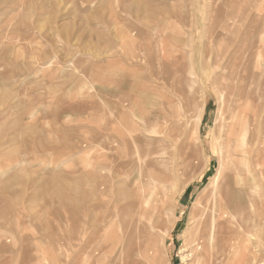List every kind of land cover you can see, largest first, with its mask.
Instances as JSON below:
<instances>
[{
  "label": "rangeland",
  "instance_id": "374dc122",
  "mask_svg": "<svg viewBox=\"0 0 264 264\" xmlns=\"http://www.w3.org/2000/svg\"><path fill=\"white\" fill-rule=\"evenodd\" d=\"M235 121H247L248 142L259 132L264 150V0H0V264H264L262 172L226 181L234 218L217 221L216 246L202 261L183 251L200 242L196 197L218 172L221 143L241 142ZM155 127V145L135 143ZM151 147L190 148L203 168L177 186L168 181L167 230L143 231L147 245L156 238L155 253L138 251L139 214L122 217L115 197L132 177L155 210L165 181ZM106 231L116 232L115 248Z\"/></svg>",
  "mask_w": 264,
  "mask_h": 264
},
{
  "label": "bare ground",
  "instance_id": "6f19581e",
  "mask_svg": "<svg viewBox=\"0 0 264 264\" xmlns=\"http://www.w3.org/2000/svg\"><path fill=\"white\" fill-rule=\"evenodd\" d=\"M246 65V64H245ZM228 90H226L227 92ZM222 95V93H221ZM220 95V96H221ZM227 95V94H226ZM231 95V94H230ZM229 96V95H228ZM229 99V98H228ZM227 99V100H228ZM220 101V99H219ZM224 103V105H222V103ZM221 102L220 104L222 105V107H227V108H230L231 105H229V102H227L223 96L221 97ZM228 103V104H227ZM220 108V109H221ZM235 109V108H234ZM246 110H247V107H246ZM227 111V110H226ZM246 112V111H245ZM220 113V111H219ZM257 113V112H256ZM225 117V115H224ZM223 117V118H224ZM222 118V119H223ZM226 118V117H225ZM225 120V119H224ZM168 121V120H166ZM169 122V121H168ZM167 122V123H168ZM155 123H158L160 124L159 121H156ZM178 122H173L171 121V123H169L170 127H169V130L170 128H172L175 124H177ZM237 121H235L234 123V128L237 129L239 131V134H242V137H241V142L239 144H237L235 147L230 146L229 144V149L228 147L226 148L225 146V143H228L229 140L227 139L225 142H222L221 143V147L219 150V152L221 151L220 153V157H219V169H218V172L217 174L213 177L212 181L210 182V185L211 187H207L205 190L202 191V193L200 194V196L198 195V197H196V203H197V207L195 208L196 209V213L195 215H197V220L195 224H197V227L196 229L198 228V234H200V242H196L197 243V248L196 250H193V253H190L187 248L184 249V253H188L186 255V257H188L189 259H192L193 256H194V253L196 251V260L198 261L197 263H200L202 261L200 255H203L204 253H206L208 251L207 249V246H214L216 244V234H220V232H217V227L219 226L217 225V221L218 220H222V223L223 224H226V223H230L233 218H234V209L231 204V200L229 197H230V194H226L225 191L223 190L224 186L226 185V181H229L231 182V184L234 185V183L237 185V182L239 181V185L240 184H245V183H248L249 181L248 180H252V182H254L253 180V177H254V174L253 172H255L256 174H260V172L264 173V153H262L264 150L260 149V144L262 142V135L257 132L255 129H253V132L251 134V139H250V142H248V132H249V127H248V123L247 121H243V122H239L238 124H240V127H238L237 125ZM245 124V125H244ZM157 125V124H155ZM262 125V124H261ZM153 126V124H152ZM160 126V125H159ZM148 126L146 125V128L145 130H147ZM162 127V126H160ZM167 127V126H166ZM165 127V128H166ZM222 127V126H221ZM261 127V126H260ZM259 128V127H258ZM163 129V132L165 134H167V130ZM260 130V129H259ZM262 130V129H261ZM150 133H151V138L152 139H149V140H141L140 138H138L137 136L134 137V140H135V143L137 144H145V143H148L150 144L149 145V148L150 146L152 145H155L157 143L156 141V137L157 135H159L161 133V130L160 128L158 127H155L151 130H149ZM243 131V132H242ZM162 132V133H163ZM170 132H172V129L170 130ZM170 132H168V135L170 134ZM184 132V131H183ZM149 133V134H150ZM186 133V132H185ZM184 133V134H185ZM188 133V131H187ZM235 131L234 130H231L230 131V134H234ZM187 135V134H186ZM167 136V135H166ZM221 138V137H220ZM232 140V139H231ZM186 142H184L182 145H185ZM145 146V145H144ZM187 147V146H186ZM152 150H151V155H153V157H150V158H154V160L152 161L153 162V165L155 166L154 168H157V170L159 171L158 173L161 174V176L164 178V181H165V184L162 183L160 185V192H156L157 193V200H156V207H155V210H151V199L152 197H148L146 198V188L145 186H142L141 184H139L138 182H134L132 180V177L129 178L128 182H127V178L124 179L126 180L125 182H127V184L125 186H127V189L126 190H121L120 188H118L115 192L116 194V200L117 202H121L120 206H119V209L122 213V217L124 215V218H125V215L126 214H131L132 211H137V213L139 214L138 216V220L136 222V227H135V231H136V237H137V244H136V247L138 248V251L140 249H142V246L144 245L145 248H149L150 246L153 245L152 248V251L153 253H155L156 251V246H158L156 244V238H153V244L150 243L149 245H147V242L149 241L148 238H145V235L147 237V234H143V233H146V232H143L145 231V227L147 226L148 229L151 230V233H156L158 231V229L161 230V226H165V223H166V219H167V215L170 214V211L172 212L173 210L170 209V204L173 202V199H174V196H175V192L173 190V187L174 185L173 184H170V185H167V183H169L168 181H174L176 183L175 186H177L180 182V177L181 176H185V178L187 179V181L191 180V179H194L193 177L195 176V173L198 172V171H202L203 168H201L199 165L201 164V160L198 158V160H194L196 157L195 156V153L193 154L192 151H190V148H188V150L186 149V151H180V152H176V153H172V154H169V150L168 149H165L164 151L165 152H160V151H156L155 148L151 147ZM184 148V147H182ZM145 149V148H144ZM257 149H260L259 152L256 153V150ZM168 150V151H166ZM129 151V150H128ZM128 151H126L125 153H127ZM145 151V150H144ZM150 151V150H148ZM131 152V151H130ZM138 152V151H137ZM146 152V151H145ZM216 152V151H215ZM218 152V154H219ZM132 153V152H131ZM128 154V153H127ZM138 154V153H137ZM143 154V153H142ZM146 154V153H144ZM258 154H261L260 156H257ZM124 155V154H123ZM126 155V154H125ZM130 155V153L128 154ZM127 155V157H128ZM169 156L168 159H166V156ZM122 156V155H121ZM131 156V155H130ZM135 156H139L140 155H135ZM138 157V159H139ZM124 158V157H123ZM121 158V159H123ZM147 158V157H146ZM160 158V159H158ZM126 160V159H125ZM130 160V159H129ZM140 160V159H139ZM146 160V159H145ZM167 161H171V165H169L168 167H162V166H158L161 162H164L163 164H165V162ZM141 161V160H140ZM180 161V163H179ZM121 162V161H120ZM177 162V164H176ZM143 163V162H142ZM182 164V168H178L179 165ZM130 165V162L129 161H126V162H123L120 164V167L121 168H124V167H128ZM142 165V164H140ZM188 165V167H187ZM152 166V165H150ZM165 166V165H164ZM204 166V165H203ZM133 167V166H132ZM136 167V166H135ZM140 167V166H139ZM201 168V170H199ZM209 168V167H208ZM156 170V169H155ZM226 170H231L233 171V173H236L238 174L237 176H235L234 174H230L228 175L226 172ZM111 171V170H110ZM114 171V169H113ZM153 171V170H152ZM151 171V172H152ZM191 171H195V172H191ZM112 172V171H111ZM110 172V174H111ZM129 172V171H128ZM134 172V171H133ZM138 172V171H137ZM149 172V171H148ZM230 172V171H229ZM243 172H246L247 175L245 176L243 174ZM127 173V171H126ZM150 173V172H149ZM155 173V172H154ZM199 173V172H198ZM232 173V172H231ZM137 175V173H136ZM140 175V174H139ZM151 175V174H150ZM153 175V174H152ZM160 176V177H161ZM124 177V176H123ZM128 177V176H126ZM115 178V177H114ZM119 178H121V176H119ZM150 178V176H149ZM162 179V178H160ZM196 179V178H195ZM115 180V179H114ZM113 180V182H114ZM234 180V182H233ZM122 181V180H121ZM153 181V180H152ZM163 181V182H164ZM109 182V181H108ZM112 182V183H113ZM116 182V181H115ZM186 182H183L181 183V185L183 186L184 189L186 185ZM110 182V184H112ZM122 183V182H120ZM124 183V182H123ZM122 183V184H123ZM189 183V182H188ZM103 184V183H102ZM109 184V185H110ZM108 185V184H107ZM108 185V186H109ZM254 184L252 185H248V188L253 186ZM114 186V185H113ZM112 186V187H113ZM155 186V185H154ZM158 186V185H157ZM111 187V186H110ZM128 187H129V190H128ZM131 187V188H130ZM114 188V187H113ZM112 188V189H113ZM157 188V187H156ZM243 188V187H242ZM246 187L244 186V189ZM255 188V187H254ZM105 189V188H104ZM124 189V188H122ZM148 189V188H147ZM184 189H181V190H184ZM253 189V187H252ZM115 190V188H114ZM111 191V190H110ZM109 191V193H110ZM178 191V190H177ZM114 192V191H113ZM112 192V194H113ZM180 192V190H179ZM253 193V191H251ZM177 193V192H176ZM234 193V192H233ZM246 193V192H244ZM254 193H256V191H254ZM180 194V193H179ZM239 194V193H238ZM237 194V195H238ZM109 195V194H108ZM235 195V194H234ZM247 195V194H246ZM114 195H112L109 199V201H111V198L113 197ZM248 196V195H247ZM77 197V195H76ZM80 199V198H79ZM234 199V198H233ZM246 199V198H245ZM115 200V199H114ZM115 200V201H116ZM240 200V198H239ZM250 200V199H249ZM90 201V200H89ZM98 201V200H97ZM108 201V202H109ZM227 201V204H225ZM102 202V200H101ZM114 202V201H112ZM112 202H110L109 204H111ZM247 202V201H246ZM255 202V201H254ZM95 203V201H94ZM98 203V202H97ZM102 204V207L105 206V203L103 202ZM113 204V203H112ZM225 206H224V205ZM234 204V203H233ZM245 204V203H244ZM248 204V203H247ZM96 205H99L96 204ZM76 206V205H75ZM79 206V204L77 205ZM101 206V205H99ZM111 206V205H110ZM110 206H109V209H110ZM113 206V205H112ZM111 206V207H112ZM118 206V205H117ZM172 206V205H171ZM223 206L226 208L223 209ZM102 207H100L99 209H101ZM106 207V206H105ZM173 207V206H172ZM79 208V207H78ZM81 208V207H80ZM79 208V209H80ZM107 208V207H106ZM116 208V207H114ZM76 209V208H75ZM97 209V208H96ZM105 208H103L104 210ZM264 209V208H263ZM262 209V210H263ZM102 210V211H103ZM112 210H113V207H112ZM176 210V209H175ZM209 210H210V213H209ZM111 211V209H110ZM114 211V210H113ZM234 212V213H233ZM250 212V211H249ZM259 212V211H258ZM81 213V212H79ZM113 213V212H112ZM254 213V212H252ZM262 213V212H261ZM264 213V212H263ZM106 214V213H105ZM258 214V213H257ZM107 215V214H106ZM105 215V216H106ZM108 215H109V212H108ZM107 215V216H108ZM115 215V214H114ZM252 215V214H251ZM95 216V215H94ZM93 216V217H94ZM103 216V214H102ZM110 217V215H109ZM117 217V216H116ZM127 217V216H126ZM130 217V216H129ZM137 217V216H136ZM196 217V216H194ZM241 217V216H240ZM91 218V217H90ZM102 219V218H101ZM104 219V218H103ZM91 220V219H90ZM238 220V219H237ZM104 221V220H102ZM130 221V220H129ZM119 223V221H117ZM194 222V221H193ZM241 222V221H240ZM107 223V221H106ZM117 223V224H118ZM220 223V222H219ZM221 223V224H222ZM101 224V222H100ZM114 224V223H113ZM125 224L127 226V223L125 221ZM222 224V226H223ZM79 225H81L79 223ZM94 225V223H93ZM120 225V224H118ZM117 225V227H119ZM168 225V224H167ZM166 225V227H167ZM194 225V224H193ZM86 226H88L86 224ZM104 227V226H103ZM110 227L112 226H109V230H110ZM115 227V228H117ZM124 227V220H123V224H122V228ZM166 227H163V228H166ZM77 228V227H76ZM102 228V227H101ZM127 228V227H126ZM162 228V230H163ZM113 229V228H111ZM191 229V228H190ZM195 229V230H196ZM221 229V228H220ZM86 230V229H85ZM88 230V229H87ZM120 230V229H119ZM167 230V228H166ZM125 232H122L123 234L120 235L122 236V238H119L120 239V242H121V239H123L122 241L126 242L128 241V238H129V231L128 229L124 230ZM192 231V230H191ZM197 231V230H196ZM161 232V231H160ZM222 232V231H221ZM75 233H79L80 235V232H75ZM94 233V232H93ZM116 233V232H115ZM115 233H110L106 231V234L108 238V241L110 239H112L114 236H115ZM197 233V232H196ZM225 234V232H223ZM222 233V234H223ZM95 234V233H94ZM93 234V235H94ZM98 234V233H97ZM96 234V235H97ZM158 234V233H157ZM155 234V235H157ZM202 234V235H201ZM79 235H75L76 237H78L79 239ZM114 235V236H112ZM117 235V237L119 236ZM151 236V235H150ZM160 236V234H159ZM195 236V235H194ZM93 237V236H92ZM91 238V237H90ZM150 238V237H149ZM163 238V237H162ZM192 238V237H191ZM195 238V237H193ZM77 239V238H76ZM93 239V238H92ZM90 240V241H93V240ZM96 239V238H95ZM114 239V238H113ZM119 239H116V240H119ZM202 239V240H201ZM114 240V241H116ZM219 240V239H218ZM221 240V239H220ZM89 241V242H90ZM114 241L112 242L110 240L111 243H114ZM197 241V240H196ZM223 241V240H222ZM231 241V240H230ZM117 242V241H116ZM151 242H152V239H151ZM109 243V242H108ZM194 243V245L196 244ZM222 243V242H221ZM229 243V237L224 239V245L227 247V244ZM88 244V243H87ZM107 244V243H106ZM116 244H119V243H116ZM122 244V242H121ZM190 244V242H189ZM115 245V243H114ZM218 245H219V242H218ZM88 246V245H87ZM90 246V244H89ZM113 246V245H112ZM121 246V245H120ZM216 246V245H215ZM222 246V245H220ZM108 247V246H107ZM106 247V248H107ZM116 247V245L114 246V248ZM211 247V248H212ZM112 248V247H110ZM119 248V247H118ZM189 248V247H188ZM209 248V247H208ZM214 248V247H213ZM220 248V247H219ZM216 249V247H215ZM218 249V248H217ZM88 250V249H87ZM119 250V249H118ZM214 250V249H212ZM211 250V252H212ZM124 253H126V258H128V248L127 246H124ZM202 251V252H201ZM218 251V250H217ZM221 251V250H219ZM219 251H218V254H219ZM216 252V250H215ZM139 253V252H138ZM209 253V251H208ZM217 253V252H216ZM222 254V252H220ZM135 254V253H134ZM137 254V253H136ZM217 254V255H218ZM105 255V254H104ZM140 255V254H139ZM154 255V254H153ZM185 256V255H184ZM212 256V255H211ZM224 256V255H223ZM107 257V256H106ZM195 257V256H194ZM204 257V256H203ZM213 257V256H212ZM216 257V255H215ZM156 258H154L153 260H155ZM219 259V258H218ZM195 260V261H196ZM216 260V259H215ZM206 262V261H205ZM134 263L136 264V262L134 261ZM139 263V262H138ZM196 263V262H195ZM158 264V263H157ZM204 264V263H203Z\"/></svg>",
  "mask_w": 264,
  "mask_h": 264
}]
</instances>
